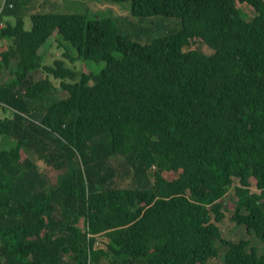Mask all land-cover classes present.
<instances>
[{
  "label": "trees",
  "instance_id": "1",
  "mask_svg": "<svg viewBox=\"0 0 264 264\" xmlns=\"http://www.w3.org/2000/svg\"><path fill=\"white\" fill-rule=\"evenodd\" d=\"M109 1L178 23L143 43L110 15L25 29L31 0L0 1V264H264L218 225L264 243V0ZM62 42L104 66L44 63Z\"/></svg>",
  "mask_w": 264,
  "mask_h": 264
},
{
  "label": "rangeland",
  "instance_id": "2",
  "mask_svg": "<svg viewBox=\"0 0 264 264\" xmlns=\"http://www.w3.org/2000/svg\"><path fill=\"white\" fill-rule=\"evenodd\" d=\"M3 2V0H0ZM237 6L246 12L249 16L253 14V9L246 3L237 2ZM131 5L129 1H109V0H31L30 8L28 14L24 17V27L29 29L31 26V20L29 13L33 12H57V13H85L89 16L93 15H110L114 18L115 23L118 27L120 34L129 36L132 40L143 43L146 41L148 36L162 35L166 30L165 27L175 25L178 23L176 18H166L160 15L150 16V17H138L133 16L130 12ZM13 22V18H7ZM4 41L0 40V49L3 47ZM2 46V47H1ZM194 47L201 50H207L206 46L202 42H197ZM52 48V49H51ZM44 50V60L46 64H52L55 58L63 57L62 54L67 52L68 55L74 60L70 62L67 58L66 64L73 67L76 71L98 72L103 66L104 61H92V60H82V58H76L77 51L70 44L62 42L61 46H57L56 43L52 44L50 48ZM50 51V52H49ZM209 51V50H207ZM118 56V54H116ZM66 92H62L60 87L56 97H64ZM0 116H3L0 110ZM16 144L15 140L6 136L0 135V149H8ZM117 157L112 158V163L115 164ZM40 167H43V163L38 162ZM129 180L119 181L121 186H127ZM232 190L226 195V199L230 198L232 195ZM262 207L264 208V200L262 201ZM229 211H226L225 217L221 220L218 225L221 228L222 235L226 239L232 241H238L239 239L249 240V245L254 246L259 253H264V243L261 242L253 233L248 234L242 225H235L229 218ZM219 252H224V247L218 243ZM221 257V256H220ZM220 257L213 258L209 260L206 264H221Z\"/></svg>",
  "mask_w": 264,
  "mask_h": 264
},
{
  "label": "built area",
  "instance_id": "3",
  "mask_svg": "<svg viewBox=\"0 0 264 264\" xmlns=\"http://www.w3.org/2000/svg\"><path fill=\"white\" fill-rule=\"evenodd\" d=\"M0 10H1V8H0ZM2 25V23L0 22V26Z\"/></svg>",
  "mask_w": 264,
  "mask_h": 264
}]
</instances>
